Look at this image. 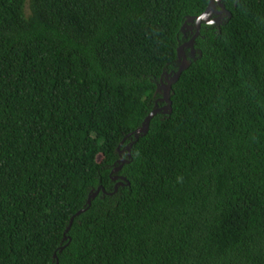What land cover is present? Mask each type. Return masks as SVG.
I'll return each instance as SVG.
<instances>
[{
    "label": "trees",
    "instance_id": "trees-1",
    "mask_svg": "<svg viewBox=\"0 0 264 264\" xmlns=\"http://www.w3.org/2000/svg\"><path fill=\"white\" fill-rule=\"evenodd\" d=\"M207 2L0 0V264H264V0H222L124 150Z\"/></svg>",
    "mask_w": 264,
    "mask_h": 264
},
{
    "label": "water",
    "instance_id": "water-1",
    "mask_svg": "<svg viewBox=\"0 0 264 264\" xmlns=\"http://www.w3.org/2000/svg\"><path fill=\"white\" fill-rule=\"evenodd\" d=\"M228 17V11L225 10L224 6L222 5V2L220 0H208L207 5L205 9L197 16L189 17L187 18L182 25L179 28V31L184 35L186 29L190 31V37L184 41L183 43L179 44L175 49V64L176 69L174 71L164 73L162 77L159 78L158 84L155 87V91L157 92L159 88L161 89V97L159 99V102H163L164 104L161 107H153L143 118L142 122L140 123V126L137 127L135 130H133L131 133L127 134L125 138L131 137L132 140L124 147V150L126 151V157L129 158V150L138 137L144 135L147 131L148 122L157 113H169L170 111V102H169V92L171 85L178 79L179 74L186 69V67L190 63V59H193L194 57V49H193V40L198 35L199 28L201 24H207V25H218L221 23V20ZM193 32V33H192ZM184 49H188V56L184 53ZM161 78H163V82L161 81ZM123 141V140H122ZM118 166L113 168L111 172H116L120 169L121 165L126 162L125 159H118ZM116 176L112 177V180L116 179ZM120 180L125 181L123 177H118ZM121 184V182H116L114 185V189L116 185ZM98 188H96L93 192L90 191L86 197L85 205L88 206L90 203V200L97 194ZM101 192L104 193V191L101 189ZM85 209L81 208L78 211L75 212L73 216H77L81 212H83ZM72 217H70L68 221V225L65 228L63 234L67 232L69 225L72 221ZM65 239V236H62V240ZM61 249V248H60ZM53 257L54 254H53ZM56 264V263H55Z\"/></svg>",
    "mask_w": 264,
    "mask_h": 264
},
{
    "label": "rangeland",
    "instance_id": "rangeland-1",
    "mask_svg": "<svg viewBox=\"0 0 264 264\" xmlns=\"http://www.w3.org/2000/svg\"><path fill=\"white\" fill-rule=\"evenodd\" d=\"M24 8H25V11H26V4L24 5ZM184 52H185V49H184ZM186 56H187V54H186ZM162 82H163V78H162V80H161ZM159 94L161 93V89L159 88V90L157 91ZM99 156H97L96 157V160H99Z\"/></svg>",
    "mask_w": 264,
    "mask_h": 264
},
{
    "label": "flooded vegetation",
    "instance_id": "flooded-vegetation-1",
    "mask_svg": "<svg viewBox=\"0 0 264 264\" xmlns=\"http://www.w3.org/2000/svg\"><path fill=\"white\" fill-rule=\"evenodd\" d=\"M220 1L222 2V0H220ZM185 33H187V35H190V31H189L188 29H186ZM185 33H184L183 37H185V35H186ZM184 53H185V52H184ZM185 55H186V54H185Z\"/></svg>",
    "mask_w": 264,
    "mask_h": 264
}]
</instances>
